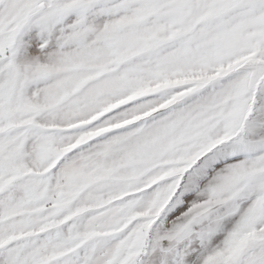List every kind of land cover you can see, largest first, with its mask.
Segmentation results:
<instances>
[{
    "label": "snow or ice",
    "instance_id": "obj_1",
    "mask_svg": "<svg viewBox=\"0 0 264 264\" xmlns=\"http://www.w3.org/2000/svg\"><path fill=\"white\" fill-rule=\"evenodd\" d=\"M0 264H264V0H0Z\"/></svg>",
    "mask_w": 264,
    "mask_h": 264
}]
</instances>
